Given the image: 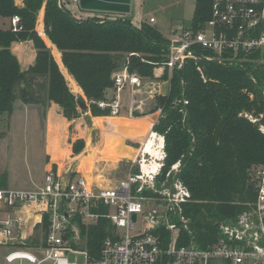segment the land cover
<instances>
[{
	"label": "trees",
	"instance_id": "trees-1",
	"mask_svg": "<svg viewBox=\"0 0 264 264\" xmlns=\"http://www.w3.org/2000/svg\"><path fill=\"white\" fill-rule=\"evenodd\" d=\"M16 1L0 0V14L10 19L20 16L23 26L21 32L0 29V115L11 117L18 100L44 108L57 104L69 121L80 115L79 96L37 32L44 6V33L61 52L62 64L82 90L93 117H110V111L97 103L111 98L113 75L124 64L131 73L154 80L155 69L167 61L169 41L155 25L144 22L137 27L119 17L81 19L60 8L57 0H23L22 7ZM212 1L195 0L190 25L194 31L211 19ZM26 41L33 42L37 54L35 64L23 72L11 47ZM167 79L166 71L162 80ZM155 101L163 112L153 130L164 136L167 153L161 178L180 162L176 178L192 195L184 209L189 230L181 233L180 243L207 248L217 241L220 226L235 220L257 198L254 172L264 166V49L241 53L225 63L188 60L173 72L168 94ZM252 112L263 118L252 122L244 115ZM84 146L83 140L75 142L74 154ZM59 159L54 154V160ZM6 188L8 175L3 173L0 189ZM81 229L84 246L97 256L112 232L111 224L103 219Z\"/></svg>",
	"mask_w": 264,
	"mask_h": 264
},
{
	"label": "built area",
	"instance_id": "built-area-1",
	"mask_svg": "<svg viewBox=\"0 0 264 264\" xmlns=\"http://www.w3.org/2000/svg\"><path fill=\"white\" fill-rule=\"evenodd\" d=\"M80 1L57 0V4L62 8L80 5ZM16 5L22 7L23 0H17ZM38 20L37 32L46 36L44 7ZM146 23L155 25L156 20L152 17ZM9 29L23 30L20 16L10 19ZM166 38L169 53L159 68L167 71L168 79H143L124 64L113 75L111 98L97 103L100 109L110 111L111 118L120 117L126 108L124 91L129 94L130 118L143 114L148 100L168 94L173 72L188 60L225 63L241 53L264 49V0H213L211 19L202 29H175ZM198 49L212 55L199 54ZM162 112V108L155 110L158 118ZM244 115L254 123L263 118ZM157 120L152 121L148 139H156L158 150L152 153L143 146L135 161L136 171L112 186H97L76 171L64 175L51 169L30 189H0V245L11 250L6 263L76 264L69 256L79 255L85 264H264V166L254 172L256 201L235 220L220 226L215 243L207 248L193 242L181 244V233L189 230L190 219L184 209L192 195L176 178L180 162L161 178L167 153L164 136L153 130ZM261 131L264 133V126ZM103 219L109 221L112 232L93 256L84 246L81 227Z\"/></svg>",
	"mask_w": 264,
	"mask_h": 264
},
{
	"label": "rangeland",
	"instance_id": "rangeland-1",
	"mask_svg": "<svg viewBox=\"0 0 264 264\" xmlns=\"http://www.w3.org/2000/svg\"><path fill=\"white\" fill-rule=\"evenodd\" d=\"M66 8L73 15L81 19L91 17L114 19L119 17L129 19L137 27L153 17L156 20V28L165 37H170L175 29H181L191 25L195 11V0H131V12L129 14L86 11L80 5H66ZM40 22L39 20L37 21V26L40 25ZM7 28H10V18H6L0 14V29ZM158 69L160 68L158 67ZM72 90L76 96H80L74 89ZM126 96L127 91H124L123 98H126ZM157 109V101H150L143 114L150 115V113H153L154 116V114L156 115L155 110ZM78 111L80 115L78 118L72 120L74 123H71L68 133L71 142L72 139L87 138V140L90 139L96 145L100 142L105 144L110 137H119L118 135L120 134H114L111 129L99 128L91 120L92 114L90 111H88V116L79 107ZM253 114L254 112H252ZM32 116V113L27 108L17 103L15 104L14 115L12 117L7 113L0 115V175L7 173L8 188L11 189H30L33 185L39 184L45 176L44 126L42 120H39V122L31 121ZM120 117L116 119L124 121ZM140 117L141 114H135V118ZM145 121H147L146 123L149 122V126L153 123L151 116ZM139 126L141 125L137 124L134 128L137 129V132H141L138 129ZM123 133H129V129H126ZM120 136L122 138L125 137V135ZM148 136L149 134L144 132V136L142 137H128L124 139L125 144L130 149L136 150L133 159L123 158L122 155L119 156L121 158L108 160L102 158L105 155L103 152L106 150H97L101 159H97L99 161L96 162L94 175L101 177L100 180L106 179L107 184L110 185L125 179L131 172L136 171V158L139 151L142 150L144 141L148 139ZM87 152H90V150H87ZM81 249H84V247ZM10 251L9 247L0 245V264H7L5 256ZM69 260L76 264H85V258L83 256L70 255ZM18 263L16 262L14 264ZM23 263L30 264L27 261Z\"/></svg>",
	"mask_w": 264,
	"mask_h": 264
},
{
	"label": "crops",
	"instance_id": "crops-1",
	"mask_svg": "<svg viewBox=\"0 0 264 264\" xmlns=\"http://www.w3.org/2000/svg\"><path fill=\"white\" fill-rule=\"evenodd\" d=\"M42 38L45 41L48 48H50L63 74L70 82V85L72 86L71 88L74 89L77 94H79L78 90H80L81 93L79 95L82 96L86 101V98L84 97L82 90L77 85L75 80L69 75L67 69L63 66L61 59V52L57 50V48L50 42V40L46 36H42ZM11 50L18 58L21 70L23 72L27 71L31 66L35 64L37 53L36 50L34 49V44L32 41L14 43L11 47ZM154 74H155V79L160 78L161 76H163L164 70L162 68L160 69L157 68L155 69ZM163 88L167 89L168 84H164ZM142 97L145 98V96ZM128 99H129V94L127 92L126 98L125 97L123 98V104L126 108L122 112L123 115H121L120 117L124 121H119L116 118H111V117H105V118L93 117L90 114L91 120H93L99 128L111 129L114 134L125 135L124 138H122V136L120 135H118L119 137H110V139H108V141L105 142V144L100 142L97 143L96 145L93 144L90 141V139L87 140V138L72 139V142L70 141V137L68 133L70 130V125L71 123L73 124L74 121L67 120L62 115L61 109L57 104L51 103L47 108H44L42 104H24L21 100L16 101L15 104L17 103L20 106H24L25 108L28 109L29 112L32 113L33 116L31 117L32 118L31 121L39 122V120H42V124L44 126V133H45V140H44V156H45L44 162L46 166L45 173L51 169L58 170L60 173L64 175L69 174V172L71 171L74 172L76 171L82 174L84 177H86L90 183H93L97 186L108 187L112 185L107 184L106 179L100 180L101 177L94 175V168L96 166V162L99 161L97 159H101V157L98 155L97 150H106L103 152L105 155L102 153L104 155L102 158L104 159L109 160V159L121 158L119 156L122 155L123 158L133 159L134 157L133 153L136 152V150L130 149V147H128L125 144L124 139L128 137L131 138L142 137L144 136V132L149 133V131L152 128V125L149 126L148 124L149 122L146 123L147 121L145 120L150 116L152 117L153 113H150V115H146V113L143 115L141 114L140 118H134V117L130 118L127 108ZM150 101H154V100L150 99L146 102V105L144 107V112ZM85 114H87L88 116L89 113H85ZM13 115H14V110L12 116ZM135 122L141 125L139 126L138 129H140L142 133L137 132L136 131L137 129H134L135 126L137 125ZM144 123L147 125H145ZM126 129H129V133H123ZM78 140H83L85 146L83 151L79 155H75L73 152V145ZM145 142L146 141H144V143ZM87 150H90V152H87ZM54 154H57V156H59L60 159L57 161L54 160ZM42 180L39 182V184L42 182Z\"/></svg>",
	"mask_w": 264,
	"mask_h": 264
},
{
	"label": "water",
	"instance_id": "water-1",
	"mask_svg": "<svg viewBox=\"0 0 264 264\" xmlns=\"http://www.w3.org/2000/svg\"><path fill=\"white\" fill-rule=\"evenodd\" d=\"M80 7L86 11L109 12L129 14L131 12V0H81ZM77 105L83 113H88V105L82 96L77 98ZM156 115L151 117L152 121H156ZM136 217H133L135 221Z\"/></svg>",
	"mask_w": 264,
	"mask_h": 264
},
{
	"label": "bare ground",
	"instance_id": "bare-ground-1",
	"mask_svg": "<svg viewBox=\"0 0 264 264\" xmlns=\"http://www.w3.org/2000/svg\"><path fill=\"white\" fill-rule=\"evenodd\" d=\"M20 45V44H19ZM24 49V48H23ZM145 124V123H144ZM147 125V124H145ZM145 128V127H144ZM149 129V128H148ZM56 136V135H55ZM157 145L156 139L150 138L146 140V143L143 144V146H146L145 150H148L152 153H155V150H158L155 146ZM135 155V153H133Z\"/></svg>",
	"mask_w": 264,
	"mask_h": 264
}]
</instances>
